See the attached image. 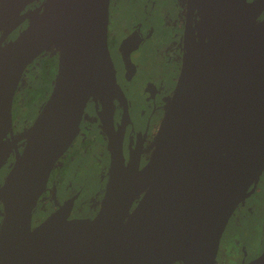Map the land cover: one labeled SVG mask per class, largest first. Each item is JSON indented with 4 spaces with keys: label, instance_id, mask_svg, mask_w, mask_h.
<instances>
[{
    "label": "water",
    "instance_id": "95a60500",
    "mask_svg": "<svg viewBox=\"0 0 264 264\" xmlns=\"http://www.w3.org/2000/svg\"><path fill=\"white\" fill-rule=\"evenodd\" d=\"M35 1L0 0V140L13 133L26 68L48 48L60 49L56 84L0 187V264H216L226 226L264 168L259 3L198 0L209 38L184 58L147 164L128 166L112 145L96 216L69 217L71 198L33 227L34 208L79 134L88 101L124 95L108 44L110 0L30 7ZM248 264H264V252Z\"/></svg>",
    "mask_w": 264,
    "mask_h": 264
},
{
    "label": "flooded vegetation",
    "instance_id": "af4514ba",
    "mask_svg": "<svg viewBox=\"0 0 264 264\" xmlns=\"http://www.w3.org/2000/svg\"><path fill=\"white\" fill-rule=\"evenodd\" d=\"M41 1L29 6L39 5ZM246 3H259L256 21L264 18V0H247ZM134 8H139V12L135 13L130 26L122 20L123 17L119 26L114 22L115 14H124L128 19L133 15ZM156 15V22L153 21L150 26L151 18L154 20ZM144 21L148 22L150 34L143 30ZM28 22L15 31H22ZM157 30L159 33H156ZM208 33L203 7L198 0H110L108 44L116 67V79L124 95L114 97L108 104L97 97L88 101L79 134L56 162L47 182V190L34 208L33 227L71 198H74V203L69 217L96 216L107 194L112 174V145L120 146L128 166L138 165L142 168L147 164L184 58L208 40ZM13 34L5 42L13 38ZM59 69L60 49L52 46L31 62L22 75L13 103V133L5 131L0 140V187L13 167L17 154L23 151L29 129L52 92ZM30 73L34 74L35 81L27 83ZM96 152L99 159L91 167L94 163L91 156ZM78 163L82 167L75 170L74 177L82 178L86 175L84 173H88L86 180H77L78 186L59 195L58 192L65 185L72 187L69 174ZM94 183H98L97 189L88 188L87 184ZM263 192L264 168L256 191L233 213L234 216L237 212L253 215L255 220L251 225L239 228L238 233L234 232L226 249L221 241L216 264L223 254L229 259L233 258V264H248L264 252V213L260 210ZM84 193L87 194L85 201L88 209L78 214V201L82 200ZM142 195L143 192L137 197L132 210ZM2 218L3 205L0 201V224ZM259 224L262 231L255 240L251 233L254 226ZM233 244L241 249L240 253L234 250V254Z\"/></svg>",
    "mask_w": 264,
    "mask_h": 264
},
{
    "label": "rangeland",
    "instance_id": "374dc122",
    "mask_svg": "<svg viewBox=\"0 0 264 264\" xmlns=\"http://www.w3.org/2000/svg\"><path fill=\"white\" fill-rule=\"evenodd\" d=\"M130 11V10H129ZM137 11L139 12V8H134L133 9V15L131 16V17H128V19L125 17V15L123 14H115L114 16H113V20H114V22H116V23H118V26H119V24H120V22L122 21V20H124V22H126V24L127 25H131V22H132V20L134 19V17H135V13H137ZM129 13L127 12L126 13V15H128ZM157 14V13H156ZM123 17V19L121 20V18ZM157 15L156 16H154V20L151 18V20H150V22H149V24H151L150 26H152L153 25V21H155L156 22V20H157ZM140 24H143L142 22H139ZM144 23H145V21H144ZM125 24V23H124ZM148 22H146L145 24H143V30L147 33V34H150L151 32H150V30L148 29ZM156 33H159L158 32V30H157V32ZM152 35V34H151ZM150 35V36H151ZM27 83H29V82H32V81H35V77H34V74H29L28 76H27ZM25 86L26 85H24V88H23V90L25 91ZM32 110H35L34 108L32 109ZM33 112V111H32ZM98 159H99V156H98V153L96 152V153H94V154H92V156H91V161H92V165H91V167H93L95 164H96V162L98 161ZM82 166H81V163H78L77 164V167H75V169H74V171L72 170L71 172H70V184H72V187H71V185H65V187H63V189L61 190V191H59L58 193H59V195H62V193H64V192H66V190H70V189H72L73 188V186L75 187V186H78L79 185V183H76V182H78L77 180H80V182H82L83 180H86V176L88 175V173H84V174H86L84 177H82V178H76L75 179V177L74 176H76V175H74V173H75V170L76 169H80ZM87 186H88V188H91V189H97L98 188V183H94V185L93 184H87ZM78 188V187H77ZM73 190V189H72ZM264 193V192H263ZM87 194H89V192H87ZM86 193H84V197L82 198V200L80 199V201H78V208H77V211H78V214H82L83 212H85V210L87 211V209H88V207H87V205H86V201H85V199H86V195H87ZM260 199L262 200V206L260 207V210L261 211H263V213H264V194L263 195H261V197H260ZM87 208V209H86ZM255 220V217L253 216V215H245V214H243L242 212H237V213H235V216H234V214H233V216L230 218V220H229V222H228V224H227V227H226V230H225V234L222 236L223 238V240L221 239V241H222V243H223V248L224 249H226V245L229 243V239H230V236H232V234L234 233V232H236V233H238V229L239 228H241V227H243V225H251V223L253 222ZM257 221V220H256ZM252 227V226H251ZM250 227V229H252ZM254 230L252 231V233H251V236L255 239V240H257V238L260 236V233H261V231H262V229H261V226H260V224L259 225H255L254 226V228H253ZM234 246H233V252H234V250H235V252L237 251L238 253H240V250L241 249H237L236 248V244H233ZM252 247V246H251ZM235 252H234V254H235ZM255 253V252H254ZM232 260H234L233 258H231V259H229L226 255H222V257H220V259H219V262H218V264H233V261ZM176 264H182L181 262H178V263H176Z\"/></svg>",
    "mask_w": 264,
    "mask_h": 264
},
{
    "label": "bare ground",
    "instance_id": "6f19581e",
    "mask_svg": "<svg viewBox=\"0 0 264 264\" xmlns=\"http://www.w3.org/2000/svg\"><path fill=\"white\" fill-rule=\"evenodd\" d=\"M206 30V29H205ZM202 37V36H201Z\"/></svg>",
    "mask_w": 264,
    "mask_h": 264
}]
</instances>
